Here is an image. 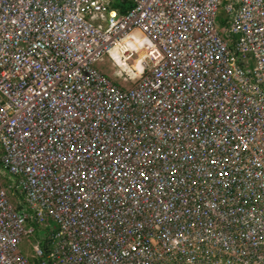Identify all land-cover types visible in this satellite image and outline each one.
I'll use <instances>...</instances> for the list:
<instances>
[{
    "label": "built area",
    "instance_id": "built-area-1",
    "mask_svg": "<svg viewBox=\"0 0 264 264\" xmlns=\"http://www.w3.org/2000/svg\"><path fill=\"white\" fill-rule=\"evenodd\" d=\"M115 1L0 0V264H256L208 211L260 224L264 0ZM129 44L123 87L98 61Z\"/></svg>",
    "mask_w": 264,
    "mask_h": 264
},
{
    "label": "rangeland",
    "instance_id": "rangeland-1",
    "mask_svg": "<svg viewBox=\"0 0 264 264\" xmlns=\"http://www.w3.org/2000/svg\"><path fill=\"white\" fill-rule=\"evenodd\" d=\"M124 48H129L127 50L128 54H130V57H127L126 54L122 53L118 49H113L111 56L106 54L104 55L101 60L98 61V67L99 69L107 75L114 83L123 86V87H131L134 82L138 80L139 75L141 74V70H145L148 57L146 56L145 49L141 46H133L132 44L125 45ZM117 54V55H116ZM119 55V56H118ZM121 55V56H120ZM118 56V57H117ZM118 59V60H117ZM133 60H135L133 62ZM120 63H119V62ZM123 63V64H122ZM133 66V67H132ZM0 178L2 179L3 182H9L12 183L11 179H7L6 173L0 169ZM236 190H238V187H236ZM18 197L15 194H9V200L13 205H17L18 203ZM212 201L211 199L207 200L208 205L210 206L209 208H215L212 206ZM241 202V197L240 195L237 198H233L232 202H225L223 205L225 207H235L237 206L236 204H240ZM229 205V206H227ZM214 211V212H213ZM258 212H259V219H260V224L257 225L252 233L248 234H242L239 233L235 230L236 224H231L227 222V215H225L222 212V209L218 210H212L208 211L209 216L214 219V226H221L224 227V231H222V236L226 237L227 239H232L236 242V244L240 247H244L247 245H252L256 249H260L261 247L257 244L260 242L264 243V215L262 213L264 212V208L261 206V208L258 207ZM217 215H222V219L217 218ZM30 224H27V227ZM253 225V224H252ZM251 225V227H252ZM205 232H210L214 236H218L216 232L213 230H207ZM42 232L40 229L37 227L35 228V231L33 230L32 233H29L27 235H24L22 237V246H21V252L24 254L26 258L30 259L31 256L34 254V248L36 249L37 247V240L41 236ZM156 235V233H151L150 235ZM180 233L176 232L172 235V238H176V240L180 239ZM207 237L209 239V236L204 235L205 238ZM256 244V245H254ZM234 249H230V254L234 255ZM246 252H250V249H246ZM225 264H237L235 261L232 263L225 262ZM256 264H264V255H261V259L256 261Z\"/></svg>",
    "mask_w": 264,
    "mask_h": 264
},
{
    "label": "trees",
    "instance_id": "trees-1",
    "mask_svg": "<svg viewBox=\"0 0 264 264\" xmlns=\"http://www.w3.org/2000/svg\"><path fill=\"white\" fill-rule=\"evenodd\" d=\"M131 1H127V0H123L122 2L117 0L114 2L115 6H119L121 8L122 12H125L127 8H129L131 6ZM43 242V241H42ZM43 246L46 247V240L43 243Z\"/></svg>",
    "mask_w": 264,
    "mask_h": 264
},
{
    "label": "bare ground",
    "instance_id": "bare-ground-1",
    "mask_svg": "<svg viewBox=\"0 0 264 264\" xmlns=\"http://www.w3.org/2000/svg\"><path fill=\"white\" fill-rule=\"evenodd\" d=\"M116 55H117V54H116ZM118 56H119V55H118ZM118 56H117V57H118ZM120 56H121V55H120ZM117 60H118V59H117ZM118 62H119V61H118ZM120 62H121V61H120ZM120 62H119V63H120ZM122 64H123V63H122ZM137 212H138L137 209H135V210H133V211H132V210H128L126 213H127V215L130 216V215L136 214Z\"/></svg>",
    "mask_w": 264,
    "mask_h": 264
}]
</instances>
